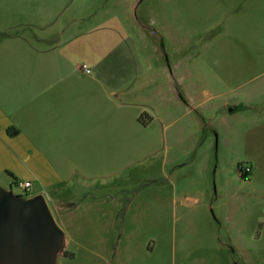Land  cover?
I'll return each instance as SVG.
<instances>
[{"label": "rangeland", "instance_id": "obj_1", "mask_svg": "<svg viewBox=\"0 0 264 264\" xmlns=\"http://www.w3.org/2000/svg\"><path fill=\"white\" fill-rule=\"evenodd\" d=\"M138 1L0 0L2 107L60 176L0 186L45 195L58 264H264V0Z\"/></svg>", "mask_w": 264, "mask_h": 264}, {"label": "crops", "instance_id": "obj_2", "mask_svg": "<svg viewBox=\"0 0 264 264\" xmlns=\"http://www.w3.org/2000/svg\"><path fill=\"white\" fill-rule=\"evenodd\" d=\"M10 61L9 55L0 56V98L3 96L6 101L10 97V88L14 86V80L11 77H15V72L8 68ZM17 79L20 82H25V78L30 77V74H34L41 77L40 83L45 81L44 92H46L48 73L40 71H26L16 72ZM22 73V75H20ZM56 73V72H55ZM52 76V75H50ZM58 76L55 78L57 80ZM56 90L58 94L55 97V103L50 104L47 101L46 96L41 95L39 105L41 106V112L39 113V128H45V125L41 118L44 116L48 119V110L53 108H61L62 93L61 88L58 89V85L55 83L50 86ZM43 92V91H41ZM6 95V96H5ZM2 102L0 100V180L3 178V184H8L11 187L17 186L18 182H30L31 192L33 185L40 183L41 188L46 189L52 187V184L57 181L59 172L56 167L50 162L45 150L39 145V140L36 136L32 137L28 132L23 130L16 119L14 114L9 113L6 108L3 109ZM53 107H52V106ZM235 109L230 110L231 113ZM53 115L54 112H51ZM57 116V111H55ZM50 132L53 133L54 128L48 127ZM42 135L43 131L39 130ZM38 135V134H37ZM44 139V136H42ZM50 140L53 145L58 140L57 134H52ZM23 190V189H22ZM43 193H33L31 197L40 195ZM45 196V195H44Z\"/></svg>", "mask_w": 264, "mask_h": 264}, {"label": "water", "instance_id": "obj_3", "mask_svg": "<svg viewBox=\"0 0 264 264\" xmlns=\"http://www.w3.org/2000/svg\"><path fill=\"white\" fill-rule=\"evenodd\" d=\"M66 247L44 195L25 198L0 186V264H58Z\"/></svg>", "mask_w": 264, "mask_h": 264}, {"label": "built area", "instance_id": "obj_4", "mask_svg": "<svg viewBox=\"0 0 264 264\" xmlns=\"http://www.w3.org/2000/svg\"><path fill=\"white\" fill-rule=\"evenodd\" d=\"M249 171L250 169L248 168L246 172H249ZM17 187H19L20 189L29 191L31 188V183L30 182H18Z\"/></svg>", "mask_w": 264, "mask_h": 264}, {"label": "trees", "instance_id": "obj_5", "mask_svg": "<svg viewBox=\"0 0 264 264\" xmlns=\"http://www.w3.org/2000/svg\"><path fill=\"white\" fill-rule=\"evenodd\" d=\"M241 171H242V169H241ZM241 176H242L243 178H246V177H247V174L242 172ZM27 198H29V197H27Z\"/></svg>", "mask_w": 264, "mask_h": 264}, {"label": "flooded vegetation", "instance_id": "obj_6", "mask_svg": "<svg viewBox=\"0 0 264 264\" xmlns=\"http://www.w3.org/2000/svg\"><path fill=\"white\" fill-rule=\"evenodd\" d=\"M64 256H68V253H66Z\"/></svg>", "mask_w": 264, "mask_h": 264}]
</instances>
